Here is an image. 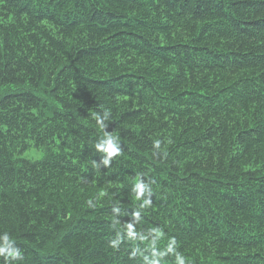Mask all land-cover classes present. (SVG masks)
<instances>
[{"label":"trees","instance_id":"16d2710c","mask_svg":"<svg viewBox=\"0 0 264 264\" xmlns=\"http://www.w3.org/2000/svg\"><path fill=\"white\" fill-rule=\"evenodd\" d=\"M0 264H264V0H0Z\"/></svg>","mask_w":264,"mask_h":264},{"label":"clouds","instance_id":"9594fccd","mask_svg":"<svg viewBox=\"0 0 264 264\" xmlns=\"http://www.w3.org/2000/svg\"><path fill=\"white\" fill-rule=\"evenodd\" d=\"M98 147L101 148L104 152L108 153L109 156L115 155L118 152V149H117L116 145L111 143V141H109L106 144L99 145ZM104 163L107 164L108 160L105 159ZM9 255L15 257V256L18 255V253L13 251Z\"/></svg>","mask_w":264,"mask_h":264},{"label":"rangeland","instance_id":"374dc122","mask_svg":"<svg viewBox=\"0 0 264 264\" xmlns=\"http://www.w3.org/2000/svg\"><path fill=\"white\" fill-rule=\"evenodd\" d=\"M42 155L41 152H37L35 149H32L24 154L25 157H31L34 156L35 158H40Z\"/></svg>","mask_w":264,"mask_h":264}]
</instances>
